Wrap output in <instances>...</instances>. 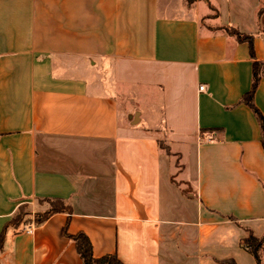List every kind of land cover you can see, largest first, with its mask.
Returning a JSON list of instances; mask_svg holds the SVG:
<instances>
[{
	"label": "crops",
	"instance_id": "1",
	"mask_svg": "<svg viewBox=\"0 0 264 264\" xmlns=\"http://www.w3.org/2000/svg\"><path fill=\"white\" fill-rule=\"evenodd\" d=\"M263 9L0 0V264H83L65 227L95 259L258 264L241 241L264 237V146L243 97L256 61L264 116ZM47 199L70 210L37 224Z\"/></svg>",
	"mask_w": 264,
	"mask_h": 264
},
{
	"label": "trees",
	"instance_id": "2",
	"mask_svg": "<svg viewBox=\"0 0 264 264\" xmlns=\"http://www.w3.org/2000/svg\"><path fill=\"white\" fill-rule=\"evenodd\" d=\"M189 4L193 3L194 0H187ZM261 13H264V9L261 10ZM226 33L235 37L238 42H247L250 45L251 55L254 58V43L253 37L249 35L242 34L239 30L231 27L224 28ZM262 75V67L260 63L254 62L253 63V82L251 90L245 94L243 97V102L248 105L254 112L257 120L259 121L262 133V143L264 146V116L261 111L255 106L254 103V95L258 88V85L261 80ZM161 148L165 150L167 153H170L169 148L164 144H161ZM51 208L47 210L44 214H38L36 216L35 222L37 224L42 223L43 221L47 220L50 216L55 213L64 212L70 210V207L65 206L62 200H46ZM25 206L20 208L19 214L13 220L15 224H20L22 222V216L25 210ZM63 233L68 236L69 238L73 239L76 243V247L78 250L79 255L83 261V264H122L118 261L114 256H107L100 259H95L93 257L92 252V245L89 238L83 234L79 233L76 235H72L68 233L67 227L63 230ZM3 242V235L0 237V246ZM241 247L251 253L258 264H263L262 262V253L264 252V237L259 239L256 238L253 233L249 232L248 236L241 241ZM235 264V263H233Z\"/></svg>",
	"mask_w": 264,
	"mask_h": 264
},
{
	"label": "rangeland",
	"instance_id": "3",
	"mask_svg": "<svg viewBox=\"0 0 264 264\" xmlns=\"http://www.w3.org/2000/svg\"><path fill=\"white\" fill-rule=\"evenodd\" d=\"M152 107H156V106H134L133 111L140 112L141 109H143V113H144L145 118L147 120H153V119H156L157 116H160V112L159 111L152 110ZM50 208H51V206L49 207V209ZM27 215H29V212H27V210L25 208L24 213H23V216H22V221H24L26 219ZM36 216L34 217V220L36 219ZM261 256H262V262L264 264V252L262 253Z\"/></svg>",
	"mask_w": 264,
	"mask_h": 264
},
{
	"label": "water",
	"instance_id": "4",
	"mask_svg": "<svg viewBox=\"0 0 264 264\" xmlns=\"http://www.w3.org/2000/svg\"><path fill=\"white\" fill-rule=\"evenodd\" d=\"M138 116V114L136 115V117Z\"/></svg>",
	"mask_w": 264,
	"mask_h": 264
},
{
	"label": "built area",
	"instance_id": "5",
	"mask_svg": "<svg viewBox=\"0 0 264 264\" xmlns=\"http://www.w3.org/2000/svg\"><path fill=\"white\" fill-rule=\"evenodd\" d=\"M201 89H203V88H201Z\"/></svg>",
	"mask_w": 264,
	"mask_h": 264
}]
</instances>
